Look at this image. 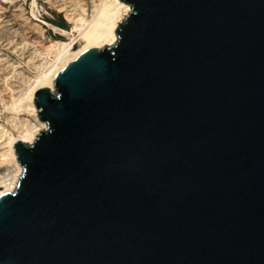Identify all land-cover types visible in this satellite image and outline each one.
<instances>
[{
	"label": "water",
	"instance_id": "obj_1",
	"mask_svg": "<svg viewBox=\"0 0 264 264\" xmlns=\"http://www.w3.org/2000/svg\"><path fill=\"white\" fill-rule=\"evenodd\" d=\"M34 103L0 264H264V0H120Z\"/></svg>",
	"mask_w": 264,
	"mask_h": 264
},
{
	"label": "rangeland",
	"instance_id": "obj_2",
	"mask_svg": "<svg viewBox=\"0 0 264 264\" xmlns=\"http://www.w3.org/2000/svg\"><path fill=\"white\" fill-rule=\"evenodd\" d=\"M92 1L0 0L1 147L8 139V135L2 136L5 131L11 135L18 134L13 123L15 118L20 116L23 118L24 115H20L23 111L21 113L16 111L19 110V108L16 109L17 104L23 98L25 99L27 95L25 93H28L32 80L41 72L43 73L44 69H47L55 60L54 54L57 53L48 49L49 41L73 43L75 48L86 44L81 36L79 37L76 24L68 20L64 6L76 7L77 12L89 20L91 12L88 5V8L85 6L84 10L82 7L84 3H93ZM95 1L100 3L101 0ZM63 22L66 23L64 28L56 25Z\"/></svg>",
	"mask_w": 264,
	"mask_h": 264
},
{
	"label": "bare ground",
	"instance_id": "obj_3",
	"mask_svg": "<svg viewBox=\"0 0 264 264\" xmlns=\"http://www.w3.org/2000/svg\"><path fill=\"white\" fill-rule=\"evenodd\" d=\"M92 2L84 3L83 7L80 5L83 10L88 5L91 12L89 20L78 13L76 7L64 6L68 20L76 24L79 37L81 36L86 44L80 48H75L73 43L49 41L48 49L57 53L54 54L56 55L55 60L53 58L52 64L32 80L28 93H25L27 94L25 99L23 98L17 104L16 109L19 108V110L16 111L20 113L23 111L20 115L25 116L23 118L21 116V118L14 117L15 121L13 119L14 123H12L18 133L17 136L8 134L6 131L2 135H8V139L3 147H1L2 143L0 146L1 149L3 148L2 151L0 150V194L4 191H14L23 173V167L20 166L14 152V142L20 140L31 144L36 140L39 133L47 129L46 122L40 120V108H37L34 103L37 91L42 87H49L51 91H55L56 80L62 69L83 50L91 46L102 47L113 44L117 39L115 29L119 26L118 22H122L131 12V7L120 0H101L100 3L93 0Z\"/></svg>",
	"mask_w": 264,
	"mask_h": 264
},
{
	"label": "trees",
	"instance_id": "obj_4",
	"mask_svg": "<svg viewBox=\"0 0 264 264\" xmlns=\"http://www.w3.org/2000/svg\"><path fill=\"white\" fill-rule=\"evenodd\" d=\"M56 25L64 28L66 26V23H64V22L63 23H56Z\"/></svg>",
	"mask_w": 264,
	"mask_h": 264
}]
</instances>
